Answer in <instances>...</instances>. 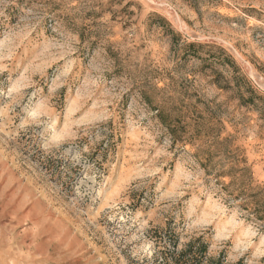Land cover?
I'll return each mask as SVG.
<instances>
[{"label": "rangeland", "instance_id": "374dc122", "mask_svg": "<svg viewBox=\"0 0 264 264\" xmlns=\"http://www.w3.org/2000/svg\"><path fill=\"white\" fill-rule=\"evenodd\" d=\"M190 248L264 264V0H0V264Z\"/></svg>", "mask_w": 264, "mask_h": 264}, {"label": "trees", "instance_id": "16d2710c", "mask_svg": "<svg viewBox=\"0 0 264 264\" xmlns=\"http://www.w3.org/2000/svg\"><path fill=\"white\" fill-rule=\"evenodd\" d=\"M193 252V248H190V253H186V254H180L179 259L176 260L178 263H182V264H189V259H188V255H192ZM189 256V257H190ZM187 257V258H186ZM197 261L194 260V263H196Z\"/></svg>", "mask_w": 264, "mask_h": 264}]
</instances>
